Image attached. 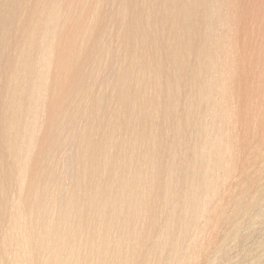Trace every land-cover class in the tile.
I'll use <instances>...</instances> for the list:
<instances>
[{
	"label": "bare ground",
	"instance_id": "1",
	"mask_svg": "<svg viewBox=\"0 0 264 264\" xmlns=\"http://www.w3.org/2000/svg\"><path fill=\"white\" fill-rule=\"evenodd\" d=\"M1 1H3V0H0V6L2 5ZM38 1L36 2L35 6L33 5L34 7L32 6V9L30 8L31 12L29 14H31V15H30V18L26 22L27 23L26 28L23 30L24 32L21 33V36L18 37V40L16 42V44H17L16 47L18 49V54H17V56L15 54V56H16L17 62L13 63L14 65L12 64V67L14 66V68L11 69V70H13V72L14 71L16 72L15 73L16 76H12L11 75L13 72L10 73V79H11V81L14 84H13V86L11 84H9L8 86L4 87V89L7 88V90H5V92H6L5 96L9 97V102L6 104L5 108H4V106L1 105L4 108V109L1 108V109L4 110L3 111L4 114L2 113L4 115L3 116L4 117V121H3L4 125H3V130L1 128V130L3 132H2V134L0 133L1 134L0 141L3 143V147L2 148H4V149H2V153L0 155V163H4L6 165V167H4L3 171H1L2 174L4 175L2 177L4 179L3 182H2V179L0 178V211H1V213L3 211L2 214L0 213V221L2 220L1 216L4 215L5 210H7V206H9L8 205V201L6 200V197H4V195L6 196V194H4V193L7 192V191L4 192V190L6 188H8V187H5V189L2 191V188H3L2 187L3 186L2 183H4V181H5V183H7L8 181H6V179L10 180V178L13 177L14 172H16V174H18L20 178L21 177L24 178V177H26V174H28V171H29L31 173L30 176L28 175L30 177V180H29V183H28L29 184V189H30L29 190L30 194H31V191L33 190L35 195L41 193L44 198L41 195L40 199H42V198L43 199L41 201H37L38 199H35L36 197H33L34 194L31 195L32 197H30V196L27 197L26 196L28 198L25 201L26 202L25 203L26 210H28V214H29L31 220H33L34 226H35V224H36V226L33 227V229H32V226H31V228L30 227L28 228L26 226L27 228H24V230H23V228H20L19 231L17 230V228H18L17 227L16 230L18 231V233H17L18 235H16L15 238L18 237V240H19L18 242L19 243L27 242V244L28 243L31 244V245L35 244V248L30 249V250L35 251V252L32 251L35 254L37 253L38 255H41V258L43 256L44 257L42 259L41 258L38 259V257L34 258L33 255L31 256V253H32L31 251L30 252H26V250H23V251H19L18 253L16 252V254L14 253V255H13L14 258L12 260V264L13 263L14 264H135V263L141 261L142 259H144L143 261H146V263L149 264L148 261L149 262H153L152 261L153 257H158L156 259L157 263L154 262V264H161V257H162V255H163V253L165 251V246L167 244H169V241H170L169 239H170L171 235L173 234L175 227L177 226V220H181V224L183 226L182 228L183 229H187L191 225L194 226L197 223V221L199 220V215H203L204 213H206L205 212V207H206L205 203L206 202L204 203L203 202L204 198H203V201H202V197H201L203 195L202 191H204L206 189L210 191V189H211V185L212 184H211V182H209L210 181L209 179L212 178V173L211 172H215L214 170H216V169L218 170V168H219V170L222 169V167H220L222 165L219 166V164L222 161V156H221L222 152L220 153V151H222L223 148L222 149L221 148L218 149L217 147H220L222 145V141H223L224 138H223V134H221V135L219 134L220 135L219 137H221V139H219L217 141L216 147H214V148H212V146H211V140L208 141L206 136L198 138L197 141L195 140L194 144L191 143L192 144L191 146H187L188 142L186 143V140L182 138L184 136H179L178 133H177L176 135L181 137L183 140L181 141V139H180V141L182 143H181V145H179V148H177L178 151L173 150V152L175 151L173 153L174 154V158H175V155L177 153L180 155L181 153H184V151L188 152L187 150L190 149L192 154H193V158H192L193 159L192 160L193 167L196 168L194 171H201V172H199L200 173L199 176H198V174H196L197 172H194V174H191V173H193V172H191L190 176H189V174H187L188 177H183L182 176V177H177L176 178L175 176H173V178L174 177L175 178L174 179H170L171 181L169 180L168 183L161 182V178H163V176H164V175L162 176V174H161L163 172V171H160L161 169L159 170V168H157V167L155 168V166L154 167L152 166V167H150V169L144 170V167H145L144 165H148V164H151V163L147 164V160L148 159L146 160V158L141 156L142 154H146V152L142 153L140 155H137L135 150H136V147L138 148V145L140 144L141 140L143 139V134L145 135V133H144L145 130H147L149 128V129L153 130L152 132H154L156 130V128H158L157 131H159V130L163 131V129H159L161 122L156 124L155 122H157L158 120L156 119L157 120L156 121V120L153 119L155 122H153V120H152V118L155 117L154 116L155 113H157L156 116L159 117L160 113L158 114L157 107L159 109L162 108L161 107L162 103L160 104L161 100L159 99V96L161 94L159 96H158V94L161 93V92L167 91V93H171V95H175V94H172L175 91L174 89H176V91H178L177 89L179 87L183 88V86H181V83H182L181 79L183 78L182 75H185L184 73H186V71L184 72V69L186 67V65H185L186 64V59H188V58L191 59V57L192 58H196L195 60H197V59H199V60H198V64H197L195 69H191L192 68V66H191V68H190L191 71H190V69H188L186 67L190 71V73H192V74L188 75V77L191 76V78L188 79L189 81H191V82H189L191 88H189L188 90L190 91V89H191V91L189 92V94H188V91H187L188 96H185L187 98L184 100V102H185V106L187 105L186 110L189 107L188 110H189V113L191 115V122L189 121V119H188V121H189L190 124L192 123V127L190 126L191 129L193 128V125L194 126L196 125V127H197V125L198 126L200 125V127H201L200 123L204 120L207 111H205L206 113H205V116H204L203 115L204 111H202L203 109L200 107L201 105L199 104V102H197V100L201 99V98H204V96H206L205 93L207 92V90H209V89L206 90V88H207L208 84H210L209 81H208V84L204 83L205 85L202 82L203 75L208 73V72H206V69H204L206 67L203 68V66L205 65V63L207 61V63H208L207 67L209 65L208 68L214 67L213 66V62L214 61H212L210 59V56H206L208 54L210 55V53H208V51L210 50L208 48V45H206L207 46L206 49H205V47H204V49H202V47L199 46L200 44H197L196 42L192 41L193 40V35H194V38H195V33L197 32V30L195 31V29L200 27L199 26L200 23H201L202 26H205L207 24L206 22H204L206 24H204V25L202 24L203 21H204L203 18H204L205 15L203 16V14H202L203 18L200 17V16H199V18L197 17V19L200 20V18H201L203 20L202 22L200 20L198 27H197L196 23L194 22V18H192L193 19L192 20L191 17L193 15H197L198 16L199 13H201V12L202 13L203 12L206 13L209 10H213V9H211L212 6H213L212 2L215 1V0H189V1L186 0L188 4L185 3V1H184L185 5L182 6V4H181V7H179L178 4L182 0L181 1L178 0L179 1L178 4L176 3V5H178V6L174 5V3H175V2H173L174 0H152L151 2L148 1L149 3L146 2L147 0H143L142 3H143L144 6H143L142 9H143L144 12H146L147 17L144 16L143 15L144 12H142L140 14V16H137V17L135 16L137 19H135V17L132 18L133 22H131V24L134 27H138L140 24H137V22L142 23V21H144L145 19L150 21V19L152 18L153 15H158L159 14L160 18L156 20L157 26L155 25V27L152 28V26H153V24H152V26H151L152 29L151 30H150V28L148 26V25H151V23H149L148 25L146 24L147 27H144L145 25H143V27L139 26L140 27L139 30L133 31L134 33H133L132 40L130 39L131 34H130V36L128 38V33H126V32H129L128 30H126L129 27V25L127 24L129 21L126 24L123 21V24H122L121 28H118V29H120L119 33H120V35L124 36L123 38L126 39V42L122 38L124 43L122 44V48L120 47V50L122 49L123 51L128 53L129 56H131L133 54L131 56L132 61H130L129 64L127 63L128 67L127 66L123 67L121 69V71H120V75L118 77L120 82H121L120 91L118 90L119 88L116 89V91L118 90L119 92H117V94H116V92L114 91V93H113L114 95H112L111 97L109 96V97L113 101L118 102L119 104H123L124 106L125 105L127 106L126 114H124V117L121 116V114L123 112L121 114L117 112V111H121V110H118L119 108L118 109L116 108L117 110H112L111 109V108H115V107H113V105L111 107H109L107 110L103 109V105L106 104V103H104L105 99L102 96L101 97L97 96L96 94L95 95L97 96V98H95L96 96L93 95V91H94L95 85L97 84L96 83L97 80H95L94 69L97 66L101 65V62H99L100 58H99V60L97 58L99 56L98 53H99V51L101 52L102 45H103V44L101 45L100 41H98L99 39H101V42H102V38L99 37V33L97 34L98 37L96 39L94 38L96 40L95 41L96 43H94L95 45H94V47H92L93 49H92V51H90L91 53H84V52L83 53L81 52V54L78 53L76 59H75V56L74 57H70V55H69V57H67L68 56L67 54H66L67 56H64L63 53H61V55L59 54V56H60L59 59L60 60L58 59L61 63L58 62V60L55 58L57 60L55 62L58 63V65H59L58 67H56L55 71L51 72L50 70H53V69H50L49 66H48L50 63L52 64V60L48 59L49 50H50L51 36L52 35H54L56 37L58 36L59 37V41H62V39L64 41L68 40V44L70 45V43H72L73 46H76L75 44H77V43L79 44V41H84L85 39H87L90 36V34H92L91 33L92 31H94V32L96 31L95 30L96 26L99 25V24H96V22L99 21L98 19H101V17L99 18V17L96 16V12L98 11L97 7H96V3L98 4V2H101V1L103 3V0H92V1H90V0H66L64 6H63L62 0H47L48 2L46 4H44V5H42L41 1L40 2H38ZM16 2H17V0H16ZM106 2H107V0H106ZM117 2H119V1H117ZM181 3H183V2H181ZM116 4H118V3H116ZM213 4H214V2H213ZM216 4H218V3H216ZM24 5H25V3H24ZM109 5H110V3H109ZM112 5L113 4H111V6ZM120 5H121V2H120ZM145 5H146V7H145ZM61 6H63V8H65V12H64V13H66L65 17H63L64 13H63V15H61L60 12H59V11H61L60 10ZM79 6L82 7V9L85 8V10H84L85 11V14H84L85 16L82 15L83 17H81V18H80V16L78 18L75 14H73L74 10L76 9V7H79ZM130 6H132V5H130L128 3L124 7L120 6L118 8L119 11L123 12L124 17L126 15L129 16L128 12H129ZM174 6H175V8H174ZM217 7L218 6L215 7V10H216ZM144 8H145V10H144ZM172 8H173V10H172ZM40 9H47V10L50 11V13L54 14L53 18H52V21H44V22L42 21V22H40L39 16H38V13H39ZM114 9H115V7H114ZM165 10L169 14V15L167 14L166 18H165ZM219 11H220V9H219ZM13 12H15V10ZM75 13H76V11H75ZM115 13H116V11L114 12V15H115ZM117 15H119V14H117ZM181 15H184V17H186V15H187L192 21L187 17V19H189L190 21L188 20L189 22H187V19L185 18L187 23H185L183 25L182 24L183 22L181 21V17H180ZM72 16H73V18H74V16L77 17V19L76 18L72 19ZM207 16H209V14ZM207 16H205V18ZM8 17H9V15H8ZM114 17L116 18V16H114ZM193 17H195V16H193ZM216 17H217V15H216ZM126 18H128V17H126ZM170 18L174 21L173 22L172 20H170V21H172L175 24V27L176 26L178 27V28L177 27L175 28L177 30H174L173 32L168 33L169 35L166 34V39H164L165 37L162 38V39H159V34L165 32L164 28L166 27L167 19H170ZM207 18L209 19V17H207ZM222 18L223 17H221V19ZM6 19H4V20L6 21ZM215 19H217V18H215ZM224 19H223V21H224ZM68 20L70 22L75 23V25L77 26V30L76 31H71L70 30L71 28H69V26H68L70 22ZM112 20H114V19H111V21H110L111 23H112ZM210 20L208 22H210ZM61 22L65 23V24L68 23V22L69 23H68L67 26H65V25L63 26V24L62 25L59 24ZM120 23H121V21H120ZM145 23H147V22L145 21ZM24 24H25V22H24ZM176 24H178V25H176ZM10 25H12V24H10ZM71 26H74V24L71 25ZM100 27L101 26H99V29H100ZM238 27H242V26H238ZM38 28L39 29L41 28L40 29L41 31L37 30ZM233 28H235V27H233ZM112 29H114V28H112ZM198 29H200V28H198ZM202 29H203V27H202ZM205 29H206V27L204 28V30ZM206 30H208V29H206ZM38 31H40V32H38ZM160 31H161V33H160ZM209 31L208 32L207 31L206 32L203 31V32H205V34L207 35V33L208 34L212 33V32H209ZM94 34H96V33H94ZM163 35L161 34V36H163ZM209 35H211V34H209ZM209 35H207L204 40L210 39L211 37L208 38ZM35 36L37 38L34 39ZM100 36H102V34ZM122 36H120V37H122ZM93 37H95V36H93ZM10 40L11 39H9V42H10ZM160 40L161 41L165 40V42L163 41L162 43H160ZM190 41H192L193 43L190 42ZM210 41L211 42H210L209 46H211V44H214L212 42V40H210ZM104 42H105V40L103 41V43ZM203 42H205V41H203ZM207 42H208V40H207ZM243 43H242V45H243ZM68 44L66 42V45H68ZM205 44L203 43L202 46L205 45ZM225 44L226 43H224V45ZM139 45L141 47L140 48L141 52H140L139 49H137V48H139ZM90 46L91 45H89V47ZM60 47L58 46V48H60ZM148 47L152 48L153 52L148 54V52H147V51H149ZM69 48H71V47H69ZM80 48H82V47H80ZM105 48H106V46H105ZM207 48H208V51H207ZM5 49H7V48H5ZM108 49H109V47H108ZM222 49L224 50V48H222ZM162 50L166 51L165 53L171 54L169 59H166L167 62L165 61V59L161 60L158 57V56H160V54H162ZM123 51H122V53H124ZM214 52H216V51H214ZM214 52L212 51L213 54H214ZM221 52H218V53H221ZM223 52H225V51H223ZM216 53H215L214 56H216ZM260 53H262V52H260ZM101 54H102V52H101ZM0 55H1V53H0ZM15 56H14V58H15ZM92 56H95L94 59H91ZM123 56L127 57L126 54L125 55L123 54ZM211 56H213V55H211ZM161 57H162V55H161ZM205 57L206 58L208 57L209 59L207 58V60H206ZM216 57H218V56H216ZM219 57H220V55H219ZM155 58H157V59H155ZM84 59H85V61H84ZM190 59H188V61ZM200 59H201V61L205 60L204 61L205 63L202 62V63H204V65H202V63L200 65V63H199ZM105 60H107V59H105ZM210 60L212 62H210ZM217 62H218V60L216 62H214V63L217 64ZM104 63H106V62H104ZM104 63L102 62V65ZM165 63H169L168 65H170V67H172V72L170 73V75L173 76V79H171V81L172 80L175 81V85L172 86L173 89H172V87L170 85L167 86V89L166 88H164V89L162 88V85H164V83L162 82V77H161L162 74L161 73H160L161 75L159 74L158 69H161L160 67L163 66ZM241 63H243V62H241ZM75 64L77 66V70H76L77 72H76L75 80L72 81L73 83L70 82L71 80L69 81L72 84L71 88H69V90H67L66 93L63 92V91L59 92V89H60L59 87H61V86L64 87V84L66 83L65 82L66 80L64 81L63 79H61L62 78L61 75L64 73L65 69L66 70L67 69H74ZM123 64H125V63H123ZM192 64H195V63L193 62V63H191V65ZM10 65H11V63H10ZM110 65H111V62H110ZM187 65H189V64H187ZM235 65H236V63H235ZM1 66H2V64H1ZM3 66H4V64H3ZM8 66H9V64H8ZM113 66H114V64H113ZM217 66L220 67V65H217ZM221 66H223L222 62H221ZM88 67L90 68V70L88 71L89 73L86 71V69ZM215 67H216V65H215ZM218 67H216V70H214V69L211 70V72H213V71L217 72L218 71ZM138 68H139L140 71H138V72L135 71ZM208 68H207V70H209ZM221 68L223 70L225 69L224 67H220L219 69L221 70ZM82 69H84L85 72L87 73V77L85 79H83L82 75H81V70ZM187 69H185V70H187ZM203 70H204L205 74L203 73ZM223 70H221V71H223ZM1 71H2V69H1ZM72 71L74 72V70H72ZM95 71H96V69H95ZM169 71H170V69H169ZM189 71H187V73H189ZM221 71H220V74H221ZM59 72H61L60 75H58ZM181 72H184V73H181ZM109 73H110V70H109ZM114 73H115V71H114ZM213 73L215 74V72H213ZM15 74L13 73V75H15ZM44 74L47 75V78H45V79H44ZM207 75H209V73ZM256 75H258V73ZM8 76H9V74H8ZM8 76H6V77H8ZM164 76H166V75H164ZM172 76H170V78ZM261 76L262 75H260V77ZM4 77H5V75H4ZM204 77H206V79H208L209 76L205 75ZM5 78H3V79H5ZM69 78H71V77H69ZM96 78H97V76H96ZM213 78H214V76H213ZM223 79H224V76H223ZM44 80L50 86H53L55 89H57V91L54 92V94L45 91V87L43 85V81ZM59 80L61 81V83L59 82ZM105 80H107V79L105 78ZM108 80H109V78H108ZM111 80H109V81H111ZM208 80H210V78ZM218 80H220V79H218ZM204 81H205V78H204ZM220 81H218V83ZM257 81H256V83H257ZM56 82H57V84H56ZM103 82H104V80H103ZM168 82H170V80ZM186 82L187 81H185V82L183 81L184 84H187V85H184V87L187 86V88H188V83H186ZM253 82H254V80H253ZM3 83H5V82H3ZM70 83L67 82L66 85L67 84L69 85ZM213 83L214 82L212 81L211 84H213ZM218 83H214V84L218 85ZM249 83H247L248 86H249ZM256 83H254V84L256 85ZM108 84L109 83H107V85ZM242 84H240V85H242ZM221 85H222V83H221ZM221 85L219 83V86H221ZM235 85H236V83H235ZM245 85H246V83H245ZM245 85H244V87H245ZM248 86H246V87H248ZM262 86H263V84H262ZM224 87H225V85H224ZM208 88H210V86H208ZM179 89L183 90L181 88H179ZM238 89H239V87H238ZM242 89H244V88H242ZM251 89L253 90L254 88L252 87ZM261 89H260V91H261ZM1 90H3V86H2V89H0V91ZM176 91H175V93H176ZM209 91H211V90H209ZM234 91H235V89H234ZM57 92H59V93H57ZM184 92H186V91H184ZM55 93H56V95H55ZM84 93H85V95H84ZM242 93H243V91H242ZM1 94H2V92H1ZM176 94H179V92L176 93ZM235 94H236V92H235ZM253 94H254V90H253ZM260 94H261V92L259 93V95ZM3 95H4V93H3ZM104 95H105V93H104ZM184 95H186V94L184 93ZM242 95L243 94H241V96ZM207 96H209V94H207ZM244 96H246V95H244ZM250 96H252V94ZM262 96H263V94H262ZM85 97L87 98V100L85 101L86 103L84 102ZM109 97H107V98H109ZM177 97H178V95H176V98ZM49 98H50V101L48 102ZM170 98H172V97H170ZM239 98H238V100H239ZM247 98H248V96H247ZM111 99H110V101H111ZM180 99H182V98H180ZM243 99H244V97L242 98V100ZM262 99H264V97H262ZM144 100L153 101L154 104H155L156 110L153 111L154 113L150 112L151 111L150 110L149 111L150 113L147 114V115H144V117L140 116V117H142L141 119L143 120L142 121L140 119L141 122H142V125H141L142 128H139L140 126H138V124H137V126H138V128H137L136 125H135L136 118H135V115H134V112H133L134 108L132 109L131 107H133V106H131V105L136 103L137 101H138V103H140V102H142ZM242 100H240V101H242ZM255 100H257V99H255ZM151 101H150V103H151ZM177 101H179V100H177ZM261 101H259V102H261ZM214 102L216 104V101H214ZM263 102H264V100H263ZM45 103L48 104V105L46 106ZM107 103H108V101H107ZM44 104H45V106L47 108L50 107V109H48V113L46 114L48 116L47 120H45V121H49L48 118H50V124H48L49 122L48 123L45 122L47 125L43 124L44 125L43 128L46 126L43 130H45V129L46 130L44 131V134H42L41 133L42 125L40 124V111L39 110H41V107ZM169 104H171V103H169ZM201 104H202V102H201ZM215 104H213V105L216 107L217 104L216 105ZM54 105H59V107L55 108ZM115 105H116V103H115ZM146 105H147V103H146ZM247 105H249V104H247ZM52 106L54 107L55 110L54 109L51 110ZM203 106L204 105H202V107ZM251 106H253V105H251ZM155 107H154V109H155ZM47 108H45V109H47ZM164 108L166 109V112L162 113V111L160 110V112L162 113L161 115H163V118L166 117L167 120L169 119V121H173V120H170V117L172 116V112H173V109L175 107L173 105H171V106H167V107H164ZM212 108L213 107H211V110H213ZM249 108H250V106H249ZM148 109H150V108H148ZM151 109H153V108H151ZM174 110H176V109H174ZM240 111H241V109H240ZM0 112H2V111H0ZM141 112H138V114L141 113ZM175 112L177 113L178 111H175ZM41 114L43 115V113H41ZM174 114H173V116H177V115H174ZM207 116H209L208 113H207ZM202 117H203V120H202ZM211 117L213 118L214 116H211ZM78 118L81 119L82 121H85V123L88 122L89 125L91 123L93 124L92 125L93 127L90 130V132L89 131H83L82 129L76 131V127H77L76 126V122H77L76 119L79 120ZM260 118H261V116H260ZM1 119H2V117H1ZM150 120H152L151 123H149ZM167 120H164V121L166 122ZM239 120H240V118H239ZM42 121H44V120H42ZM120 121H127V123L125 122L126 125H124ZM208 121L210 122L209 118H208ZM137 122H139V121H137ZM141 122H140V124H141ZM178 122H179V120H178ZM178 122L176 124H178ZM204 122H206V120ZM204 122H202V123H204ZM217 122H219V120ZM59 123H60L59 126H62L61 132L59 131L60 133H58L57 135L55 134L59 130V128H58V130L56 129V132L53 134L52 133L53 131H51L53 126L54 125L56 126ZM221 123H223V121ZM204 124H206V123H204ZM204 124H202V125H204ZM162 126H163V124H162ZM166 127H167V125L165 124L164 128H166ZM213 127L215 128V126H213ZM216 127H218V126H216ZM87 128H89V126ZM70 129L73 130V132L75 133L76 136L78 135V138L81 141L79 143L80 146H78L77 149H75V151H74L75 154L73 153L74 161L73 162L70 161L71 163H74V164L72 166V164L69 163V164H71L69 166H71L72 168L68 167L69 168L68 170L69 171L71 170L70 174H72V176H73V181H75L74 185L72 184L73 186H75L73 188V189H75V190H73V192H75V193H73V192L72 193L73 194H77L76 192H78L80 195L82 194L81 195L82 197H77V195H76L72 200H69L68 202H66L67 204L63 205V206H65L63 208L60 206V204H61L60 202H62L61 201L62 198H59V200L60 199L61 200L58 202V203H60L58 208H60V207L62 208V209L58 210V212H60L59 213L60 217L58 216L59 219H57V218L55 219L54 218V220H53L49 215H50V213H52L53 210L54 211L57 210L56 209V207H57L56 205H57V201H58V196L60 195L59 193L61 192V191L59 192L58 189L60 188V190H61V187L63 186L62 178H64L62 175L60 177V175H59L60 172L58 173V171H60V170L57 171V169L59 168V166H58L59 165L58 161H60L59 157H61V156H59V153H60L59 149L60 150L61 149L64 150V147L62 146L64 141H62L63 139H61V137L63 138V134L65 132L63 133L62 131H67L68 130V132H69ZM205 129H207V128L205 127ZM70 132H71V130H70ZM99 132L102 133L101 137L98 136ZM121 133H123V134H121ZM202 133H204V132H200L201 136L204 135ZM205 133H206V131H205ZM213 133H215V132H213ZM158 135H159V133H158ZM76 136H73V137H76ZM152 136H153V134H152ZM155 136L157 137V135H155ZM159 137L156 140L160 139ZM39 138H40V140L42 139V141L38 142L39 140L37 141V139H39ZM150 138L151 137H149V139ZM153 138H154V136H153ZM65 140H66V138H65ZM67 140H69V138ZM161 140H162V137H161ZM76 141H77V139H76ZM127 141H128V145H125L124 143H126ZM158 141H160V140H158ZM158 141H157V143H158ZM177 141L180 142L179 138H178V140H176V142ZM74 142H75V140H74ZM143 142H145V141L143 140ZM155 143H156V141H155ZM218 144H220V146ZM142 145H143V143H142ZM248 147H250V146H248ZM139 148H140V146H139ZM163 148L159 145V150H161ZM225 149L226 148H224V150ZM117 150H119V152H121L120 150H122L123 155L120 154ZM155 150H154V152H155ZM64 151H66V150H64ZM116 151L118 153L117 155H115ZM249 151H250V149H249ZM164 152H166V151H164ZM140 153H141V151H140ZM188 153H190V152H188ZM6 154H7V158L9 159V157H10V159L12 161L11 163H9L11 165H9V164L7 165V162L4 161V157H6L5 156ZM167 154L169 155V152ZM167 154H166V156H167ZM215 154L218 155V157L217 158H212V155H215ZM163 155H165V154H163ZM163 155L159 157L158 154H157L159 159L156 158L157 160H155V164L156 163L158 164L159 161L161 162L163 160V158L165 159V157H163ZM223 155L225 156L224 152H223ZM147 156H145V157H147ZM171 156H173L172 152L169 155V157H171ZM68 157H70V156H68ZM154 157H156V155L155 156L152 155V158H154ZM171 158H173V157H171ZM66 160H67V162H66ZM66 160L64 162L68 163V161L70 159L68 160V158H67ZM150 161H151V159H150ZM176 162L177 161H175V163L168 164V166L166 165L165 170H164L166 174H171L173 171H175L177 169L179 170V164L178 163L176 164ZM4 164H2V165L4 166ZM216 164L219 167L216 166ZM66 165L68 166V164H66ZM111 166L115 169V171H113L114 169L112 171L115 172L118 177H116L115 179H111L110 178L109 180L108 179L107 180L101 179L102 177H100L98 175L99 171H101V170L105 171L104 169L105 168L107 169V167H110V169H111ZM215 166L218 167V168H216ZM11 167H12V169H11ZM62 169H61V171H62ZM108 170H109V168H108ZM144 171H146V172L149 171V174L151 176L149 178V180L151 179V183L152 184H155V183H157L160 180L161 184H160L159 187L161 189L160 193H161V196H162L163 199L162 198H161L162 200L160 199V197H161L160 195H159L158 199L163 201L162 203L164 205L163 204L162 205L164 206V210L166 211V209H170L171 213L167 214V215H169L168 217L166 216L167 218H166V221H165V224H164V229H162V231L160 230L161 231L160 232V240L154 246L152 253H150V254L146 253L140 259L139 255H136L137 251H134L136 245L132 244L131 241H129V240L132 239L131 237H132L133 234L136 233V231H135V233L131 234L130 229L132 227H133V229H135L136 226L138 225L137 226V228H138L137 231H139L140 234L142 233L145 237H147L146 239H144L146 241H144V242L142 241L143 244L144 243L146 244V242L148 243V240H149V238L151 236V233L154 230H156V228L154 227L153 224H152L153 227H151V225H150V227L149 226H145V225L142 227L143 223H141V227H139L140 226L139 225L140 221H138L139 219H142L141 217H143L144 215H146V216L150 215L151 216V215L155 214L153 212L152 207L150 206L153 202L151 201L152 203L150 202V204H149V201H145L146 203L143 201L144 202L143 205H141L142 203H140V205L142 207H140V205L137 202L136 204H138L139 209H136V210L137 211L139 210L138 213H137V211H135L136 207L134 208V206H137L136 204L134 205V203L137 200V198H139V197L136 198V195H139L140 194L139 192H141L142 195L145 196V191H146L145 189L147 188V185L150 183V181H148L149 182L148 184L147 183L146 184H144V183L141 184V182H139L138 186H136L137 184H135V187L137 189L136 192L138 193V194H136V192L133 189L135 187H132V185L129 186L130 184L125 185L122 182V180L124 181V179H122V178L125 177V179H127L128 177H131V175H133L134 173H135V175H138V176H139V174L140 175H142V174L144 175V173H145ZM66 172H68V171H66ZM66 172H65V175H64V172L62 173L65 176V178H66V175H67ZM257 174H258V172H257ZM108 175H109V173L107 174V176ZM0 176H2V175H0ZM68 177L70 178V176H68ZM103 177H104V174H103ZM119 178L122 179V180L120 181ZM135 178H138V177H135ZM256 178H255V181H256ZM105 179H106V177H105ZM129 179H127L126 181H128ZM133 180H135V179H132V181ZM139 180L142 181V178L139 179ZM145 180H146V178H145ZM11 181H12V179H11ZM15 181L17 182V180H15ZM136 181H137V179H136ZM26 182H28V180ZM128 182H126V183H128ZM68 183H69V181H68ZM130 183H132V182H130ZM134 183H138V182H134ZM134 183H133V186H134ZM163 183H164V185L161 186ZM252 183L254 184V182H252ZM11 185L13 187V184H11ZM11 185L9 184V189H10ZM157 185H159V183ZM6 186H7V184H6ZM64 186H65V184H64ZM184 186H185V188H184ZM260 186H261V184H260ZM66 187H68V186H66ZM159 187L156 188V185H155V188L157 189V191H159V189H158ZM118 188H120V189H118ZM128 188H132L135 193H133L132 190H131L132 192L130 191L131 194L130 193L125 194V192H122V190H124V189L127 190ZM151 188L149 187L150 190H151ZM180 188L185 189V192H184V195H183V197L181 199V202L183 203V206L179 208V206H172L171 205V201L175 198V195H176L177 191ZM254 188H255V186H254ZM116 189H118V190H116ZM149 189H147V191ZM202 189H204V190H202ZM10 190H12V189H10ZM119 190H121V193L118 194V197H117V193H118ZM252 190H253V188H252ZM33 191H32V193H33ZM80 191H83V193L82 192L80 193ZM253 191L255 192V190H253ZM132 193L135 194V196L132 195ZM152 193L154 194L153 191H152ZM142 195L140 196V198L142 197ZM146 195H147V193H146ZM157 195H158V193H157ZM153 196H155V195H153ZM114 197H116V200H117V204L115 202L116 205H113L114 204V202H113V198ZM149 197H151V195ZM142 198H145V197H142ZM154 198L155 197H153L152 199L155 200ZM239 198L240 197H238L236 199L235 205L237 204L238 206H241L240 209L243 210L242 212H248V211L250 212L251 210L254 211L255 209L259 210V208H262L261 206L264 203V185L261 188H259L257 192H255L253 194V197L251 198L250 201H248L246 203L245 202L242 203L241 202L242 199L240 201ZM241 198H242V196H241ZM158 199H156L155 201H157ZM80 200H82L84 202V204L88 203L89 207H91V208L93 207L94 211L97 210L98 214L100 215V216L98 215V217H100V218L102 217V218L100 220H99V218H98V220H96L97 219V218H95V217H97L96 213L93 211L96 216H94L93 213H92L93 216H91V213H89V212H91L90 210H89V212H87L88 215H87V213H86V215L85 214H81L80 215V212L77 213V210H75V209H80V208H77L79 206V201ZM116 200H114V201H116ZM140 200H143V199H140ZM148 200H150V198H148ZM82 201H80V202H82ZM157 203L159 204L160 201L156 202L153 205L155 206ZM158 204H157V208H158ZM4 207H5V210L3 209ZM95 208H96V210H95ZM124 209H127V211H126L127 215L125 216V218L123 217L124 221L121 219L122 220L121 222L123 224L117 227V225H119L121 223H120V221L116 222V220H119L120 218L116 217V218H118V219H116L114 214L116 213L117 215H120V214L125 215L124 214V212H125ZM159 209L161 210V208H159ZM162 209H163V207H162ZM262 209H264V207ZM83 210H84V208H83ZM156 211H157V209H156ZM238 211L241 212L240 210H238ZM239 212H238V214H239ZM262 212H263V210H262ZM83 213H85V212H83ZM250 213H248V214L250 215ZM15 214L13 216H16L17 219L20 217V219H18L20 221L21 220V216H20L21 213H18V215H15ZM89 214H90L91 217H89ZM156 214L158 215L157 212H156ZM254 215L255 214H252V216H254ZM246 216H247V213H246L245 217ZM257 216L262 218V214H260V216L259 215H257ZM153 217L154 218H151V219H155V218L157 219V216L155 217V215H154ZM237 217H239V216H237ZM10 218H11V216H10ZM160 218H162V217H160ZM143 219H144V217H143ZM147 219H148V217H147ZM147 219L145 221H147ZM246 219H247V217H246ZM251 219H254V218H251ZM5 220H6V218H5ZM15 220H14V223H15ZM240 220H245V219L243 218V219H240ZM155 221L157 222V220H155ZM155 221H153V222L155 223ZM118 222H119V224H118ZM237 222H238V220H237ZM258 222H260V220ZM9 223H10V221H9ZM72 223H74L73 224L74 228H73V225H71ZM0 225H2V224H0ZM10 225L12 226V224H10ZM15 225H17V224H15ZM114 226L117 227L114 230L115 235H113L114 233L111 234L112 233L111 231L114 229L113 228ZM239 226L240 225H238V227ZM234 228L236 229V227H234ZM110 229H112V230L110 231ZM235 229H234V231H235ZM239 229L240 228H238V230ZM10 230H9V232H10ZM77 232H79L81 234L79 240L84 244V249H83L84 252L83 253L85 255L83 254L84 256H81L82 255L81 254L80 257L77 255L79 253V252L77 253V251H81L82 248H83V245L81 244L82 246L81 247L79 246L80 248L78 247V244H80V243L78 241V244H77V238H76L78 236V235H76ZM109 232H110V234H109ZM116 233H118V236L116 235ZM12 235H13V233H12ZM112 235L114 236V238H112V239L110 238L111 239L110 240L109 237H111ZM81 237H83L84 240H82ZM134 237H136V236H134ZM243 237L246 238L247 236L246 237L243 236ZM243 237H240V238L243 239ZM9 238L5 241V243H4V241H2L4 243L2 245L6 246L7 241L9 240ZM106 238H108V239L105 240ZM240 238H238V239H240ZM120 239H122V240H120ZM10 240H13V241L15 240L16 241V239H14V237H12V236H11ZM10 240H9V242L11 243ZM43 240H47L48 242L45 244L43 242ZM108 240H110V241H108ZM139 240H141V239H139ZM107 241H108V243L106 244L105 242H107ZM10 243H9V245L12 246V243L11 244ZM172 244L176 248L177 246H179L181 244V239L180 238H176L173 241ZM9 245H7V247ZM139 246H140V242H139ZM220 246H221V244H220ZM9 247L8 248L5 247L6 248V252L9 251V250H7V249H10ZM141 247H143V246H141ZM5 248L3 250H5ZM221 248H222V246H221ZM225 248H227V247H225ZM263 249H264V247H263ZM12 250H16V249H12ZM109 250H111V251H109ZM218 250H220V248ZM108 252H109V254H108ZM110 252H111V255L114 254V257L109 256ZM220 252H219L218 255H221V257H222L221 261H223V258L225 259L226 255L228 253L225 251L226 255H224V257H223L222 254H220ZM260 253H261V256H262L263 251L260 252ZM8 254H6V255H8ZM123 254H124V256H127V257L122 256L124 258L120 259L121 255H123ZM223 254H224V252H223ZM229 255H230V253L228 254V256ZM140 257H141V255H140ZM262 257H263V261H260L261 258L260 259L258 258L259 260L257 259L258 261H260V264H264V256H262ZM5 258H7V257H5ZM227 258L228 257H226V259ZM137 259H139V261ZM1 260H0V262H1ZM218 260L219 259H217V261ZM229 260H230V256H229ZM233 261L231 263H233ZM215 262H216V260H215ZM218 262H220V260ZM224 262H225V260H224ZM261 262H263V263H261ZM234 263H235V261H234ZM256 263L258 264V262H256ZM138 264H140V263H138ZM168 264H173V263L169 262Z\"/></svg>",
	"mask_w": 264,
	"mask_h": 264
},
{
	"label": "rangeland",
	"instance_id": "2",
	"mask_svg": "<svg viewBox=\"0 0 264 264\" xmlns=\"http://www.w3.org/2000/svg\"><path fill=\"white\" fill-rule=\"evenodd\" d=\"M21 1V2H20ZM28 1V2H27ZM38 0H17V2H16V0H3V1H1L2 2V5L0 6V50L2 51H0V53H1V55H0V66H1V64H2V66L0 67V89H2V86H3V90H1L0 91V111H2V112H0V133L2 134V130H3V125H4V113H3V109L5 108V106H6V104L9 102V97L8 96H5V90H7V88H5L4 89V87L5 86H8L9 84H11L12 86H13V82L11 81V79H10V73H12L13 72V70H11L12 68H14V66L12 67V64L13 63H15V62H17V60H16V56H17V54H18V49H17V44H16V42H17V40H18V37H20L21 36V33H23L24 31V29L26 28V25H27V20L30 18V15L31 14H29L30 12H31V9H32V6L34 5L35 6V4H36V2H37ZM42 2V5H44V4H46L48 1L47 0H39L38 2ZM90 1H92V0H90ZM89 1V2H90ZM117 1H119V2H117ZM148 1H152V0H147L146 2H148ZM179 1H181V0H179ZM178 0H174L173 2H175L174 3V5H176V3L178 4V2H179ZM184 1H185V3H187V1L186 0H182L181 2H183V3H179L178 5H179V7H181V4H182V6L183 5H185L184 4ZM189 1V0H188ZM216 1V2H215ZM215 1H213L214 2V4H213V2H212V8L211 9H213V10H209L208 12H206V13H199V15L197 16V15H193V16H195V17H191V19L192 18H194V22L196 23V25H197V27H198V25H199V22H200V20H201V22L203 21V25L204 24H206L205 26H202L201 25V23H200V27H198V28H200V29H198V28H196L195 29V31L197 30V32L195 33V38H194V35H193V42H196L197 44H200L199 46H201L202 47V49H204V47H205V49H206V45H208V48L211 50H209L208 51V48H207V51H208V53H210V55L208 54V55H206V56H210V59L212 60V61H214V62H216L217 60H218V62H217V64H215L214 62H213V66L215 67V65H216V67H218L217 65H220V67H224L225 69L223 70L222 68H221V70H223V71H221L219 68L220 67H218V71L216 72V71H213V72H215V74L213 73V72H211V70H216V67L214 68V67H210V68H208L209 67V65H208V67H207V61H206V63L204 62L205 60H203V61H201V59H200V65H201V63L202 62H204L205 63V65H204V63H202V65H204L203 66V68L204 67H206V68H204V69H206V72H208L209 73V75H207L208 73H206L205 74V72H204V70H203V73L206 75V76H209L208 77V79L210 78V80H208V79H206V77H204L205 75H203V79H202V82H203V84L205 83V84H208V81H209V83L211 84L212 83V81L214 82V83H218V81H220L219 83H220V85H221V83H222V87L221 86H219V83H218V85L217 84H208V86H210V88H208V86H207V88H206V90L207 89H209V90H211V91H209V90H207V92L205 93L206 94V96H204V98H201V99H198L197 100V102H199V104L201 105L200 107L203 109L202 111H204V116H205V111H207V113H208V115L210 116H207V113H206V116L209 118V120H210V122L208 121V118L205 116V118H204V120H203V117H202V122H204L205 120H206V122H204V123H206V124H204V123H200L201 124V127H200V125L198 126L197 125V127H196V125L194 126L193 125V128L191 129V127H192V123L190 124L189 123V121L191 122V115H190V113H189V107H188V109L186 110V108H187V105L185 106V102H184V100L187 98V97H185V96H188V94H189V92L191 91V89H190V91L188 90L189 88H191V86H190V84H189V82H191V81H189L188 79L189 78H191V76H189L188 77V75H191L192 73H190V71H191V69H195L196 68V66H197V64H198V60L199 59H197V60H195L196 58H192L191 57V59L190 58H188V59H190L189 61H188V59H186V67L188 68V69H190L191 68V66H192V68L190 69V71L185 67V69H187V70H185L184 69V72L186 71V73H184V72H181V73H184L185 75H182V79H181V86H183V88L182 87H179V88H181V89H183V90H180L179 88L177 89L178 91H176V89H174L175 91H176V93H178L179 92V94H176L175 93V91L172 93V94H175V95H171V93H167V91H164V92H161V93H159L158 94V96H159V99L161 100L160 101V104H161V109H159L158 107H157V110H158V114H159V117L158 116H156L157 115V113H155L154 114V116L155 117H153L152 118V120L154 119V120H156L157 122H155L154 120H153V122H155L156 124H158V123H160V128L159 129H163V131H157L158 130V128H156V130L154 131V132H152L153 130H151V129H149L148 127V129L147 130H145V135L143 134V139L141 140V142H140V144L138 145V148L136 147V150H135V152H136V154L137 155H140V154H142V153H145L146 152V154L148 155H146V154H142L141 156L142 157H144V158H146V160H147V164L148 163H151V164H148V165H144L145 167H144V170H147V169H150V167H154L155 166V168L157 167V168H159V170L160 171H163L164 173H165V167H166V165L168 166V164H171V163H175V161H177L176 162V164L178 163L179 164V170L177 169V170H175V171H173L171 174H164L163 172L161 173L162 174V176H163V178H161V182H165V183H168V181L170 180V179H174L175 177L177 178V177H188V175L187 174H189V176L191 175V174H194V172H197L196 174H198V176H199V172H201V171H194L196 168L195 167H193V163H192V158H193V154H192V152H191V150L189 149V150H187L188 152H190V153H188V152H186V151H184V153H181L180 155L177 153L176 155H175V158H174V152L175 151H178V149L177 148H179V145H181V141L183 140V139H185L186 140V143L188 142V145L187 146H191L192 144L191 143H193L194 144V142H195V140L197 141L198 140V138H201V137H204V136H206V138H207V140L208 141H210L211 140V146H212V148H214V147H216V143H217V141L219 140V139H221V137H219L221 134H223V141H222V145L220 146V144H218L220 147H217L218 149L219 148H223L222 149V151H220V153H221V156H222V161H221V163L219 164V166L220 165H222V166H220V167H222V169H220L219 170V166L216 164V166H218V167H216V168H218V170L216 169V170H214L215 172H211L212 173V178H210L209 180V182H211V189H210V191L209 190H204V189H202V190H204V191H202V201H203V198H204V203H205V205H206V207H205V212L206 213H204L203 215H199V220L197 221V223L194 225V226H190V227H188L187 229H183L182 227V224H181V220H177V226L175 227V229H174V232H173V234L171 235V237H170V241H169V244H167L166 246H165V251H164V253H163V255H162V257H161V264H168L169 262H171V263H173V264H219L220 262V264H230L233 260L235 261V263H234V261H233V263L234 264H257L256 262H258V264H260V261H263V257L262 256H264V249H263V247H264V209H262L264 206V203L262 204V208H259V210L258 209H255L254 211L253 210H251L250 212L252 213V214H255L254 216H252V214L248 211V212H242L243 210H241L240 209V207L241 206H238L237 204L235 205V203H236V199L238 198V197H240L239 198V200L241 201V199H242V203H246V202H248V201H250L251 200V198L253 197V194L255 193V192H257L258 191V189L259 188H261L263 185H264V102H263V100L264 99H262V97H264V0H215ZM247 1V2H246ZM16 2V3H15ZM62 2H63V6L65 5V2H66V0H62ZM110 3V5H109V3ZM115 2V3H114ZM120 2H121V5H120ZM124 2V3H123ZM127 2V3H126ZM138 2V3H137ZM143 0H107V2H106V0H103V3H102V1L101 2H98V4L96 3V7H97V12H96V16L97 17H101V19H98L99 21H97L96 22V24H99V25H97L96 26V31L94 32V31H92L91 33L92 34H90V36L87 38V39H85L84 41H79V44L77 45V44H75L76 46H73L72 45V43H70V45L68 44V40H66V41H64L63 39H62V41H59V37L57 38L56 36H54V35H52L51 36V40H50V50H49V56H48V59H51L52 60V64L50 63L48 66H49V68L50 69H53V70H50L51 72H53V71H55V69H56V67H58L59 65H58V63H56L55 61H57L58 59H59V54L61 55V53H63V55L64 56H67V57H69V55H70V57H74L75 56V59H76V57H77V55H78V53H80L81 54V52L83 53H91L90 51H92V47H94V43H96L95 41V39L98 37V33H99V37L100 38H102V42H101V39H99L98 41H100V43H101V45H102V50H101V52H102V54H101V52L99 51V56H98V60H99V58H100V61L99 62H101V67L100 66H97L95 69H96V71H95V69H94V73H95V80H97L96 81V85H95V88H94V91H93V95L94 96H102L104 99H105V101H104V103H106V104H104L103 105V109H105V110H107L109 107H111L112 105H113V107H115V108H111L112 110H117L118 108V110H121V111H117L118 113H122L121 114V116L122 117H124V114H126V110H127V106L125 105H123V104H119L118 102H115V101H113L110 97L112 96V95H114L113 93H114V91L116 92V94H117V92H119L120 91V89H121V82H120V80H119V75H120V71H121V69L123 68V67H126L129 63H130V61H132V58H131V56L133 55H131V56H129V54L128 53H126L125 51H123L122 49L120 50V47L122 48V44L124 43L123 42V39H124V41L126 42V39L125 38H123L124 36H122V35H120V33H119V30L120 29H118V28H121V26H122V24H123V21H124V23L126 24L128 21V25H129V27L126 29V30H128L129 32H126V33H128V38H129V36H130V34H131V36H130V39L132 40V38H133V31H135V30H139L140 29V27L142 26L143 27V25H145L144 27H147L146 26V24L148 25L149 23H151V25H148L149 26V28H150V30L152 29V28H154L155 27V25L157 26V23H156V20L157 19H159L160 18V15L158 14V15H153L152 16V18L150 19V21H148L147 19H145L144 21H142V23H139V22H137V24H140L138 27H134L132 24H131V22H133L132 21V18L133 17H137V16H140V14L142 13V12H144L143 11ZM220 2V3H219ZM231 2V3H230ZM263 2V3H262ZM24 3H25V5H24ZM105 3V4H104ZM107 3V4H106ZM116 3H118V4H116ZM130 4V5H132V6H130V8H129V16H125L124 17V14H123V12H121V11H119V7L120 6H125V5H127V4ZM149 3V2H148ZM154 3V2H153ZM216 3H218V4H216ZM238 3V4H237ZM27 4V5H26ZM101 4V5H100ZM103 4V5H102ZM111 4H113L112 6H111ZM137 4V5H136ZM188 4V3H187ZM216 4V5H215ZM243 4V5H242ZM263 4V5H262ZM13 5V6H12ZM99 5V6H98ZM120 5V6H119ZM147 5V4H146ZM146 5H145V7H146ZM178 5H176V6H178ZM6 6V7H5ZM27 6V7H26ZM33 6V7H34ZM63 6H61L60 7V10L61 11H59L60 12V14L61 15H63V13L65 12V8H63ZM119 6V7H118ZM216 6H218L217 8H216V10H215V7ZM236 6V7H235ZM238 6V7H237ZM9 7V8H8ZM114 7H115V9H114ZM122 7V8H123ZM178 7V8H179ZM252 7V8H251ZM263 7V8H262ZM31 8V9H30ZM112 8V9H111ZM158 8V7H157ZM174 8H175V6H174ZM15 10V12H13L14 10ZM77 9V10H76ZM76 9L74 10V13L73 14H75L78 18H79V16H80V18L81 17H83V16H85L84 14H85V8L84 9H82V7H76ZM219 9H220V11H219ZM6 10V11H5ZM144 10H145V8H144ZM172 10H173V8H172ZM75 11H76V13H75ZM87 11V10H86ZM116 11V13L117 14H119V15H117L116 13H115V15H114V12ZM215 11V12H214ZM4 12V13H3ZM9 12V13H8ZM119 12V13H118ZM22 13V14H21ZM223 13V14H222ZM15 14V15H14ZM19 14V15H18ZM72 14V15H73ZM167 12H166V10H165V18L167 17ZM202 14H203V16L205 15V16H207L208 14H209V16H207V17H209V19L206 17L205 18V16H204V18H203V16H202ZM215 14V15H214ZM219 14V15H218ZM221 14V15H220ZM8 15H9V17H8ZM11 15V16H10ZM53 15L54 14H52V13H50V11L49 10H47V9H40V11H39V13H38V16H39V20H40V22H44V21H52V18H53ZM65 15H66V13H64V15H63V17H65ZM83 15V16H82ZM144 16H146L147 17V14H146V12H144V14H143ZM169 15V14H168ZM216 15H217V17H216ZM260 15V16H259ZM18 16V17H17ZM23 16V17H22ZM71 16V15H70ZM114 16H116V18L114 17ZM118 16V17H117ZM120 16V17H119ZM199 16L200 17H202L203 18V20L200 18V20L199 19H197V17L199 18ZM214 16V17H213ZM220 16V17H219ZM263 16V17H262ZM77 17H75L74 16V18H73V16H72V19H77ZM126 17H128V18H126ZM135 17V19H137ZM181 17V21L183 22L182 24L184 25L185 23H187V22H189L191 19L186 15V17H184V15H181L180 16ZM187 17L190 19H187ZM221 17H223L222 19H221ZM3 18V19H2ZM7 18V19H6ZM22 18V19H21ZM124 18V19H123ZM187 19V22H186V19ZM215 18H217V19H215ZM225 18V19H224ZM4 19H6V21L4 20ZM13 19V20H12ZM19 19V20H18ZM111 19H114V20H112V23L110 22L111 21ZM123 19V20H122ZM134 19V20H135ZM212 21H211V20ZM223 19H224V21H223ZM229 19V20H228ZM252 19V20H251ZM18 20V21H17ZM101 20V21H100ZM127 20V21H126ZM170 20H172L171 18L170 19H167V24H166V27L164 28L165 30V32H163V33H161V31H160V33L163 35V36H161V34H159V39H162V38H164V39H166V34H168V33H171V32H173L174 30H177V29H175L176 27H175V24L172 22V21H170ZM189 20V21H188ZM193 20V19H192ZM191 20V21H192ZM210 20V22H208ZM245 20V21H244ZM249 20V21H248ZM69 21V20H68ZM96 21V20H95ZM120 21H121V23H120ZM145 21L147 22V23H145ZM185 21V22H184ZM197 21V22H196ZM219 21V22H218ZM221 21V22H220ZM229 21V22H228ZM4 22V23H3ZM13 22V23H12ZM24 22H25V24H24ZM70 22V21H69ZM68 22V23H69ZM76 22V21H75ZM99 22V23H98ZM204 22H206V23H204ZM212 22V23H211ZM68 23H63V22H61V23H59L60 25H62L63 24V26L65 25V26H67L68 25ZM77 23V22H76ZM95 23V22H94ZM108 23V24H107ZM251 23V24H250ZM259 23V24H258ZM10 24H12V25H10ZM73 25L74 24V26H71V25ZM135 24V23H134ZM152 24H153V26H152ZM173 24V25H172ZM219 24V25H218ZM253 24V25H252ZM262 24V25H261ZM168 25V26H167ZM176 25H178V24H176ZM19 26V27H18ZM69 28H71L70 30L71 31H76L77 30V26L75 25V23H73V22H70L69 23ZM99 26H101L100 27V29H99ZM104 26V27H103ZM115 26V27H114ZM151 26H152V28H151ZM212 26V27H211ZM238 26H242V27H238ZM4 27V28H3ZM11 27V28H10ZM41 27V26H40ZM202 27H203V29H202ZM206 27V29H208V30H204V28ZM231 27V28H230ZM233 27H235V28H233ZM237 27V28H236ZM261 27V28H260ZM9 28V29H8ZM75 28V29H74ZM98 28V29H97ZM112 28H114V29H112ZM116 28V29H115ZM136 28V29H135ZM178 28V27H177ZM41 29V28H40ZM39 28L37 29V30H40ZM73 29V30H72ZM143 29V28H142ZM263 29V30H262ZM125 30V29H124ZM169 30V31H168ZM202 32H200V31ZM210 30V31H209ZM235 32H234V31ZM240 30V31H239ZM249 30V31H248ZM41 31V30H40ZM40 31H38V32H40ZM163 31V30H162ZM203 31H209V32H212V33H209V34H211V35H209L208 33H207V35H209V37L208 38H210V39H207L208 40V42H207V40H204L205 38H206V34H205V32H203ZM12 32V33H11ZM104 32V33H103ZM244 32V33H243ZM246 32V33H245ZM251 32V33H250ZM2 33V34H1ZM10 33V34H9ZM94 33H96V34H94ZM102 34V36H100L101 34ZM173 34V33H172ZM203 34V35H202ZM213 34V35H212ZM255 34V35H254ZM263 34V35H262ZM105 35V36H104ZM169 35V34H168ZM205 35V36H204ZM14 36V37H13ZM93 36H95V37H93ZM120 36H122V37H120ZM214 36V37H213ZM105 37V38H104ZM161 37V38H160ZM204 37V38H203ZM235 37V38H234ZM237 37V38H236ZM245 37V38H244ZM35 38H37L36 36L34 37V39ZM95 38V39H94ZM123 38V39H122ZM154 38V37H153ZM152 38V39H153ZM241 38V39H240ZM249 38V39H248ZM9 39H11L10 40V42H9ZM195 39V40H194ZM197 39V40H196ZM214 39V40H213ZM233 39V40H232ZM105 40V42L103 43V41ZM210 40H212V42L214 43V44H211V46H209L210 45ZM245 40V41H244ZM86 41V42H85ZM165 42V40H160V43H162V42ZM192 41H190V42H192ZM203 41H205V42H203ZM66 42H67V44L68 45H66ZM130 42V41H129ZM132 42V41H131ZM192 42V43H193ZM202 42V43H201ZM244 42V43H243ZM91 43V44H90ZM205 44V45H203L202 46V44ZM224 43H226L225 45H224ZM242 43H243V45H242ZM105 44V45H104ZM131 44V43H130ZM195 44V43H194ZM196 44V45H197ZM253 44V45H252ZM64 45V46H63ZM80 45V46H79ZM83 45V46H82ZM89 45H91L90 47H89ZM120 45V46H119ZM214 45V46H213ZM222 45V46H221ZM241 45V46H240ZM58 46L61 48H58ZM88 46V47H87ZM105 46H106V48H105ZM198 46V45H197ZM198 46V47H199ZM224 46V47H223ZM238 46V47H237ZM69 47H71V48H69ZM80 47H82V48H80ZM108 47H109V49H108ZM151 47V46H150ZM197 47V48H198ZM211 47V48H210ZM221 47V48H220ZM5 48H7V49H5ZM89 48V49H88ZM140 45H139V48H137V49H139L140 50ZM149 48V47H148ZM147 48V49H148ZM200 48V47H199ZM221 50H220V49ZM222 48H224V50L222 49ZM227 48V49H226ZM85 49V50H84ZM5 50V51H4ZM108 50V51H107ZM149 51H147L148 52V54L149 53H151V52H153V49L152 48H149L148 49ZM218 50V51H217ZM254 50V51H253ZM121 51V52H120ZM122 51L124 52V53H122ZM212 51L214 52V51H216V52H214V54L212 53ZM222 51V52H221ZM223 51H225V52H223ZM257 51V52H256ZM59 52V53H58ZM96 52V51H95ZM113 52V53H112ZM115 52V53H114ZM140 52H141V50H140ZM166 51H164V50H162V54H160V56H158L159 57V59H161V60H164L165 59V61L167 62V60L166 59H169V57L171 56V54H169V53H165ZM218 52H221V53H218ZM235 52V53H234ZM250 52V53H249ZM260 52H262V53H260ZM6 53V54H5ZM121 53V54H120ZM197 53V52H196ZM215 53H216V56H218V57H216V56H214L215 55ZM5 54V55H4ZM15 54H16V56H15ZM67 54V55H66ZM95 54V53H94ZM120 54V55H119ZM123 54L125 55L126 54V56L127 57H125V56H123ZM128 54V55H127ZM198 54V53H197ZM105 55V56H104ZM161 55H162V57H161ZM211 55H213V56H211ZM219 55H220V57H219ZM14 56H15V58H14ZM63 56V57H64ZM107 56V57H106ZM120 56V57H119ZM123 56V57H122ZM164 56V57H163ZM256 56V57H255ZM62 57V58H63ZM94 57L95 56H92L91 57V59H94ZM116 57V58H115ZM216 57V58H215ZM32 58V57H31ZM57 60H56V59ZM61 58V59H62ZM203 58V57H202ZM206 58V57H205ZM204 58V59H205ZM208 58V57H207ZM207 58H206V60H207ZM13 59V60H12ZM83 59V58H82ZM105 59H107V60H105ZM124 59V60H123ZM154 59V58H153ZM155 59H157V58H155ZM209 59V58H208ZM214 59V60H213ZM230 61H229V60ZM252 59V60H251ZM262 59V60H261ZM5 60V61H4ZM31 60V59H30ZM60 60V59H59ZM58 60V62H60ZM111 60V61H110ZM210 60V62H212ZM216 60V61H215ZM222 60V61H221ZM260 60V61H259ZM84 61H85V59H84ZM108 61V62H107ZM235 61V62H234ZM259 61V62H258ZM56 64H55V63ZM102 62L104 63V62H106V63H104L103 65H102ZM110 62H111V65H110ZM115 62V63H114ZM190 62V63H189ZM195 63V64H192L191 65V63ZM221 62H222V65L223 66H221ZM241 62H243V63H241ZM254 62V63H253ZM10 63H11V65H10ZM54 63V64H53ZM61 63V62H60ZM85 63V62H84ZM123 63H125V64H123ZM128 63V64H127ZM220 63V64H219ZM230 63V64H229ZM235 63H236V65H235ZM257 63V64H256ZM260 63V64H259ZM3 64H4V66H3ZM8 64H9V66H8ZM113 64H114V66H113ZM121 64V65H120ZM169 63H165L163 66H161L160 68L161 69H158V72H159V74L161 75V77H162V82L164 83V85L166 86H164V85H162V88L164 89V88H166L167 89V86H174L175 85V81L174 80H172L171 81V79H173V76L172 75H170V73L172 72V67H170V65H168ZM187 64H189V65H187ZM254 64V65H253ZM14 65V64H13ZM109 65V66H108ZM116 65V66H115ZM236 67H235V66ZM256 65V66H255ZM8 66V67H7ZM54 66V67H53ZM122 66V67H121ZM76 67V68H75ZM75 67H74V69H65V71H64V73L61 75V79H63L66 83L68 82V83H73L72 81H74L75 80V78H76V70H77V66H76V64H75ZM100 67V68H99ZM128 67V66H127ZM227 67V68H226ZM235 67V68H234ZM258 67V68H257ZM120 68V69H119ZM202 68V69H203ZM207 68L209 69V70H207ZM230 68V69H229ZM1 69H2V71H1ZM115 69V70H114ZM168 69V70H167ZM169 69H170V71H169ZM253 69V70H252ZM9 70V71H8ZM72 70H74V72L72 71ZM90 70V68L88 67L87 69H86V71L88 72ZM107 70V71H106ZM109 70H110V73H109ZM67 71V72H66ZM114 71H115V73H114ZM135 71H140L139 70V68L137 69V70H135ZM161 71V72H160ZM183 71V70H182ZM187 71H189V73H187ZM210 71V72H209ZM220 71H221V74H220ZM236 71V72H235ZM260 71V72H259ZM73 72V73H72ZM219 72V73H218ZM14 74L16 73L15 71L13 72ZM13 73L11 74L12 76H16V74L15 75H13ZM71 73V74H70ZM89 73V72H88ZM97 73V74H96ZM212 73V74H211ZM258 73V75H256ZM263 73V74H262ZM8 74H9V76H8ZM61 74V72H59L58 73V75H60ZM168 74V75H167ZM187 74V75H186ZM214 74V75H213ZM217 74V75H216ZM220 74V75H219ZM4 75H5V77L6 76H8V77H4ZM70 75V76H69ZM81 75H82V78L83 79H85L86 77H87V73L85 72V70L84 69H82L81 70ZM110 75V76H109ZM164 75H166V76H164ZM250 75V76H249ZM260 75H262L261 77H260ZM53 76V75H52ZM96 76H97V78H96ZM170 76H172L171 78H170ZM213 76H214V78H213ZM223 76H224V79H223ZM226 76V77H225ZM230 78H229V77ZM5 78V79H3V78ZM69 77H71V78H69ZM74 77V78H73ZM103 77V78H102ZM116 77V78H115ZM165 77V78H164ZM168 77V78H167ZM255 77V78H254ZM259 77V78H258ZM45 78H47V75H45L44 74V79ZM67 78V79H66ZM105 78L107 79V80H105ZM108 78H109V80H111V81H109L108 80ZM170 78V79H169ZM204 78H205V81H204ZM212 78V79H211ZM220 79V80H218V79ZM226 78V79H225ZM242 78V79H241ZM249 78V79H248ZM254 80V82H253V80ZM5 80V81H4ZM71 80V81H70ZM99 80V81H98ZM103 80H104V82H103ZM119 80V81H118ZM170 80V82H168ZM207 80V81H206ZM240 80V81H239ZM258 80V81H257ZM7 81V82H6ZM70 81V82H69ZM108 81V82H107ZM183 81L185 82V81H187L186 83H188V88H187V86H185L184 87V85H187V84H184L183 83ZM245 81V82H244ZM248 81V82H247ZM256 81H257V83H256ZM261 81V82H260ZM3 82H5V83H3ZM59 82L61 83V81L59 80ZM84 82V81H83ZM106 82V83H105ZM169 84H168V83ZM250 82V83H249ZM66 83L64 84V87H59L60 89H59V92L60 91H63V92H67V90H69V88H71V86H72V84L70 83L69 85L67 84L66 85ZM107 83H109L108 85H107ZM114 83V84H113ZM235 83H236V85H235ZM243 83V84H242ZM245 83H246V85H245ZM247 83H249V86L247 85ZM254 83H256V85L254 84ZM4 84V85H3ZM56 84H57V82H56ZM102 84V85H101ZM106 84V85H105ZM183 84V85H182ZM204 84V85H205ZM240 84H242V85H240ZM262 84H263V86H262ZM43 85H44V87H45V91H47V92H49V93H52V94H54V92H56L57 91V89H55L53 86H50L45 80L43 81ZM66 85V86H65ZM224 85H225V87H224ZM244 85H245V87L246 86H248V87H244ZM252 85V86H251ZM59 86V85H58ZM75 86V85H74ZM100 86V87H99ZM214 86V87H213ZM255 86V87H254ZM97 87V88H96ZM238 87H239V89H238ZM253 87L254 89V94H253V90L251 89V88ZM105 88V89H104ZM119 88V89H118ZM223 90H222V89ZM228 88V89H227ZM242 88H244V89H242ZM249 88V89H248ZM258 88V89H257ZM262 88V89H261ZM108 89V90H107ZM112 89V90H111ZM116 89H118L117 91H116ZM172 89H173V87H172ZM171 89V90H172ZM187 89V90H186ZM234 89H235V91H234ZM242 89V90H241ZM246 89V90H245ZM251 89V90H250ZM260 89H261V91H260ZM106 90V91H105ZM180 90V91H179ZM184 91H186V92H184ZM187 91H188V94H187ZM225 91V92H224ZM242 91H243V93H242ZM252 91V92H251ZM1 92H2V94H1ZM59 92H57V93H59ZM211 92V93H210ZM235 92H236V94H235ZM246 92V93H245ZM257 92V93H256ZM261 92V94L259 95V93ZM3 93H4V95H3ZM104 93H105V95H104ZM112 93V94H111ZM166 93V94H165ZM184 93L186 94V95H184ZM220 93V94H219ZM243 94L242 96H241V94ZM96 94V95H95ZM163 94V95H162ZM169 94V95H168ZM207 94H209V96H207ZM239 94V95H238ZM252 94V96H250ZM262 94H263V96H262ZM55 95H56V93H55ZM84 95H85V93H84ZM176 95H178V99L176 98ZM181 95V96H180ZM236 95V96H235ZM244 95H246V96H244ZM97 96L95 97V98H97ZM110 96V97H109ZM175 96V97H174ZM202 96V97H203ZM247 96H248V98H247ZM250 96V97H249ZM107 97H109V98H107ZM170 97H172V98H170ZM214 97V98H213ZM220 97V98H219ZM226 97V98H225ZM240 97V98H239ZM244 97V99L242 100V98ZM259 97V98H258ZM107 98V99H106ZM169 98V99H168ZM180 98H182V99H180ZM223 98V99H222ZM225 98V99H224ZM238 98H239V100H238ZM110 99H111V101H110ZM203 99V100H202ZM255 99H257V100H255ZM262 101H261V100ZM87 100V98L85 97V100H84V102ZM177 100H179V101H177ZM218 100V101H217ZM240 100H242V101H240ZM261 101V102H259V101ZM50 101V98H49V100H48V102ZM107 101H108V103H107ZM145 101V102H144ZM144 101H142V102H140V103H138V101L136 102V103H134V104H132L131 106H133V107H131L132 109H133V112H134V115H135V118H136V123H135V125H136V127L138 128V126H140L139 128H142L141 127V125H142V122H141V118L142 117H144V115H147V114H149L150 112H152V113H154L153 111H155L156 110V107H155V104H154V102L153 101H151V100H144ZM150 101H151V103H150ZM166 101V102H165ZM174 101V102H173ZM214 101H216V104L218 105H216L215 104V102ZM249 103H248V102ZM253 101V102H252ZM112 102V103H111ZM120 102V101H119ZM201 102H202V104H201ZM243 102V103H242ZM246 102V103H245ZM263 102V103H262ZM86 103V102H85ZM111 103V104H110ZM115 103H116V105H115ZM144 103V104H143ZM146 103H147V105H146ZM150 103V104H149ZM169 103H171V104H169ZM209 103V104H208ZM252 103V104H251ZM46 104V103H45ZM45 104L41 107V110H39L40 111V124L42 125V130L46 127H44L43 128V126L46 124L45 122H49L48 124H50V118H48V120L49 121H45V120H47V113H48V109H50V107H46L48 104H46V106H45ZM119 104V105H118ZM138 104V105H137ZM213 104H215L216 105V107L213 105ZM230 104V105H229ZM246 104V105H245ZM247 104H249V105H247ZM4 106V108L2 107V106ZM137 107H136V106ZM152 107H151V106ZM165 105V106H164ZM171 105H173L175 108L174 109H176V110H174L173 109V112H172V116H173V114L174 115H177V116H171L170 117V120H173V121H169V119L167 120V118L165 117V118H163V115H161L162 113H164V112H166V109L164 108V107H167V106H171ZM176 105V106H175ZM202 105H204L203 107H202ZM251 105H253V106H251ZM55 106V108L56 107H59V105H54ZM146 106V107H145ZM222 106V107H221ZM229 106V107H228ZM238 108H237V107ZM249 106H250V108H249ZM126 107V108H125ZM154 107H155V109H154ZM211 107H213L212 109L213 110H211ZM215 107V108H214ZM252 107V108H251ZM262 107V108H261ZM1 108H3V109H1ZM45 108H47V109H45ZM117 108V109H116ZM148 108H150V109H148ZM151 108H153V109H151ZM237 108V109H236ZM260 108V109H259ZM52 109H54V107L52 106V108H51V110ZM140 109V110H139ZM142 109V110H141ZM205 109V110H204ZM216 109V110H215ZM219 111H218V110ZM240 109H241V111H240ZM244 109V110H243ZM246 109V110H245ZM257 111H256V110ZM45 110V111H44ZM47 110V111H46ZM55 110V109H54ZM151 110V111H150ZM160 110L162 111V113L160 112ZM239 110V111H238ZM255 110V111H254ZM142 111V112H141ZM150 111V112H149ZM175 111H178L177 113L175 112ZM236 111V112H235ZM262 111V112H261ZM46 112V113H45ZM125 112V113H124ZM137 112V113H136ZM138 112H141V113H139L138 114ZM252 112V113H251ZM3 113V114H2ZM41 113H43V115L41 114ZM136 113V114H135ZM144 113V114H143ZM181 113V114H180ZM221 113V114H220ZM263 113V114H262ZM142 114V115H141ZM182 117H181V116ZM225 115V116H224ZM239 115V116H238ZM249 115V116H248ZM263 115V116H262ZM43 116V117H42ZM46 116V117H45ZM138 118H137V117ZM140 116H142V117H140ZM211 116H214L213 118L211 117ZM241 116V117H240ZM260 116H261V118H260ZM1 117H2V119H1ZM140 117V118H139ZM157 117V118H156ZM259 117V118H258ZM176 118V119H175ZM178 118V119H177ZM212 118V119H211ZM227 118V119H226ZM230 118V119H229ZM239 118H240V120H239ZM255 118V119H254ZM79 119V118H78ZM121 119V118H120ZM139 119V120H138ZM141 119V120H140ZM185 119V120H184ZM188 119H189V121H188ZM42 120H44V121H42ZM152 120H150V122L149 123H151L152 122ZM162 120V121H161ZM164 120H167L166 122L164 121ZM178 120H179V122H178ZM187 120V121H186ZM219 120V122H217ZM240 122H239V121ZM76 131H78V130H80V129H82L83 131H89L90 132V130L92 129V123L89 125L88 124V122L87 123H85V121H82L81 119H79V120H77L76 119ZM137 121H139V122H137ZM143 121V120H142ZM223 121V123H221ZM238 121V122H237ZM121 123H123L124 125H126V123H127V121H120ZM126 122V123H125ZM140 122H141V124H140ZM165 122V123H164ZM178 122V124H176ZM209 122V123H208ZM217 122V123H216ZM249 122V123H248ZM254 122V123H253ZM188 123V124H187ZM256 123V124H255ZM2 124V125H1ZM44 124V125H43ZM80 124V125H79ZM87 124V125H86ZM137 124H138V126H137ZM162 124H163V126H162ZM165 124L167 125V127L166 128H164L165 127ZM190 124V125H189ZM202 124H204V125H202ZM215 124V125H214ZM226 124V125H225ZM251 124V125H250ZM47 125V124H46ZM60 125V123L58 124V125H54L53 126V128H52V130L51 131H53L52 133L54 134L55 132H56V129L58 130V128H59V130L55 133L56 135L58 134V133H60L61 132V128H62V126H59ZM241 125V126H240ZM89 126V128H87ZM191 126V127H190ZM207 128V129H205V127ZM213 126H215V128L213 127ZM216 126H218V127H216ZM245 126V127H244ZM189 127V128H188ZM1 128H2V130H1ZM86 128V129H85ZM215 130H214V129ZM231 128V129H230ZM85 129V130H84ZM89 129V130H88ZM173 129V130H172ZM244 129V130H243ZM41 130V133L42 134H44V131L46 130H43L42 131ZM70 130H71V132H70ZM69 130V132H68V130L67 131H62L64 134H63V138L61 137V139H63L62 141H64L63 142V144H62V146L64 147V150H66V151H64L63 149H59V151H60V153H59V156H61V157H59L60 158V161H58L59 162V168L57 169V171L58 170H60V171H58V173L60 172V177H61V175L64 177V178H62V182H63V186L61 187V190H60V188L58 189V191L60 192L59 194V196H58V201H57V207H56V209L57 210H53L52 211V213H50V217L54 220V218L56 219H59V217H60V215H59V213L60 212H58V210H60V209H62L63 207H65V206H63V205H66L67 203L66 202H68L69 200H72L76 195H77V197H82L78 192H76L77 194H73V193H75V192H73V190H75V189H73L75 186H73L74 185V183H75V181H73V176H72V174H70V172H71V170L69 171L68 169V167H70V168H72L71 166H69V165H71L72 164V166H73V164L74 163H71L70 161H74V155H73V153L75 154V149H77V147L78 146H80V140H79V138H78V135L76 136L75 135V133L73 132V130L72 129H70ZM81 130V131H82ZM168 130V131H167ZM210 130V131H209ZM221 130V131H220ZM250 130V131H249ZM60 131V132H59ZM176 131V132H175ZM205 131H206V133H205ZM209 131V132H208ZM212 131V132H211ZM258 131V132H257ZM68 132V133H67ZM157 132V133H156ZM184 132V133H183ZM195 132V133H194ZM200 132H204V133H202V134H204V135H200ZM213 132H215V133H213ZM240 132V133H239ZM158 133H159V135H158ZM164 133V134H163ZM166 133V134H165ZM170 133V134H169ZM175 133V134H174ZM178 133V135L179 136H184V137H179L178 135H176ZM188 133V134H187ZM253 133V134H252ZM1 134H0V137H1ZM62 134V133H61ZM71 134V135H70ZM121 134H123V133H121ZM152 134H153V136H154V138H153V136H152ZM182 134V135H181ZM196 136H195V135ZM199 134V135H198ZM218 136H217V135ZM220 134V135H219ZM70 135V136H69ZM76 136V137H73V136ZM155 135H157V137L155 136ZM98 136H102V133L101 132H99V134H98ZM160 136V137H159ZM178 136V137H177ZM208 136V137H207ZM238 136V137H237ZM255 136V137H254ZM259 136V137H258ZM148 137V138H147ZM149 137H151L150 139H149ZM160 138V139H158V140H160V141H158V140H156L157 138ZM161 137H162V140H161ZM65 138H66V140H65ZM69 138V140H67ZM74 138V139H73ZM145 138V139H144ZM178 138H179V141H180V139H181V141L180 142H176V140H178ZM190 138V139H189ZM211 138V139H210ZM1 139V138H0ZM76 139H77V141H76ZM152 139V140H151ZM154 139V140H153ZM164 139V140H163ZM39 140V141H38ZM74 140H75V142H74ZM143 140L145 141V142H143ZM169 140V141H168ZM188 140V141H187ZM253 140V141H252ZM262 140V141H261ZM37 141L38 142H40V141H42V139L40 140V138L39 139H37ZM79 141V142H78ZM154 143H153V142ZM155 141H156V143H155ZM157 141H158V143H157ZM172 141V142H171ZM149 142V143H148ZM161 142V143H160ZM254 142V143H253ZM66 143V144H65ZM142 143H143V145H142ZM145 143V144H144ZM153 143V144H152ZM237 143V144H236ZM125 145H128V141L126 142V143H124ZM155 144V145H154ZM190 144V145H189ZM75 145V146H74ZM159 145L163 148V149H161V150H159ZM165 145V146H164ZM174 145V146H173ZM217 145V146H218ZM0 155H1V153H2V149H4V148H2L3 147V143L0 141ZM139 146H140V148H139ZM143 146V147H142ZM152 146V147H151ZM232 146V147H231ZM237 146V147H236ZM248 146H250V147H248ZM142 147V148H141ZM176 147V148H175ZM243 147V148H242ZM248 147V148H247ZM62 148V147H61ZM166 148V149H165ZM224 148H226L225 150H224ZM140 149V150H139ZM148 149V150H147ZM152 149V150H151ZM156 149V150H155ZM172 149V150H171ZM177 149V150H176ZM228 149V150H227ZM249 149H250V151H249ZM71 150V151H70ZM139 150V151H138ZM154 150H155V152H154ZM166 151V152H164V151ZM169 150V151H168ZM173 150H175L174 152H173ZM64 151V152H63ZM118 152H119V150H117ZM117 151L114 153L115 155H117L118 153H117ZM121 152H119L120 154H122L123 155V152H122V150H120ZM140 151H141V153H140ZM249 151V152H248ZM159 152V153H158ZM169 152V155L171 154V152H172V155L173 156H171V157H173V158H171V157H169V155L167 154ZM186 152V153H185ZM223 152H224V154H225V156L223 155ZM188 153V154H187ZM251 153V154H250ZM61 154V155H60ZM70 154V155H69ZM150 154V155H149ZM157 154H158V156L160 157V156H162L163 154H165V155H163V157H165V159L163 158V160L160 162H158V164L156 163L155 164V160H157V159H159L158 158V156H157ZM166 154H167V156H166ZM187 154V155H186ZM121 155V156H122ZM152 155L153 156H155L156 155V157H154V158H152ZM228 155V156H227ZM6 157H4V161L5 162H7V165L9 164V163H11L12 161H11V159H10V157H9V159L7 158V154L5 155ZM68 156H70V157H68ZM145 156H147V157H145ZM151 156V157H150ZM177 156V157H176ZM179 156V157H178ZM186 156V157H185ZM250 156V157H249ZM37 157V156H36ZM65 157V158H64ZM181 157V158H180ZM218 157V155H212V158H217ZM64 158V159H63ZM68 158V163H65L64 161L66 160ZM157 158V159H156ZM224 158V159H223ZM62 159V160H61ZM150 159H151V161H150ZM184 159V160H183ZM165 160V161H164ZM174 162H173V161ZM180 162H179V161ZM242 162H241V161ZM246 160V161H245ZM248 160V161H247ZM63 161V162H62ZM150 161V162H149ZM66 162H67V160H66ZM233 162V163H232ZM62 163V164H61ZM69 163H71V164H69ZM153 163V164H152ZM162 163V164H161ZM2 164H4V163H0V175H2V176H0V178L2 179V182H3V174H2V172L1 171H3V169H4V167H6V165L4 164V166L2 165ZM66 164H68V166L66 165ZM9 165H11V164H9ZM61 165V166H60ZM151 165V166H150ZM158 165V166H157ZM160 165V166H159ZM163 165V166H162ZM66 166V167H65ZM149 166V167H148ZM147 167V168H146ZM163 167V168H162ZM62 169V171H61V169ZM108 168H109V170H108ZM11 169H12V167H11ZM114 168L111 166V169H110V167H107V169L105 168L104 170L105 171H103V170H101V171H99V173H98V175L100 176V177H102L101 179H104V180H109L110 178L111 179H115L116 177H118L117 175H116V173L115 172H113V171H115V169L113 170ZM109 172H108V171ZM113 170V171H112ZM121 170V169H120ZM66 171H68V172H66ZM109 173V175L107 176V172ZM64 172V175H65V172L67 173V175H66V178H65V176L62 174ZM145 173H144V175L142 174V175H140L139 174V176L138 175H135V173L133 174V175H131V177H128L127 179H129L128 181H126L127 179H125V177L124 178H122V179H124V181L122 180V179H120V181L122 180V182L125 184V185H127V184H130L129 186H131L132 185V187H135V184H137L136 186H138L139 185V182H141V184H148L149 182L148 181H150V183L147 185V188L145 189L146 191H145V196H143L142 195V193L141 192H139L140 194L139 195H136V198L137 197H139L140 198V196L142 195V197H145V198H140V199H143V200H140L139 198H137V200L135 201V203H134V205L138 202V204L140 205V203H142L141 205H143V203L145 202V201H149V204H150V202L152 203L150 206L152 207V209H153V212L155 213L154 215H155V217L157 216V219L155 218V219H151V218H154L153 216L154 215H144L143 217H144V219H143V217H141L142 219H139L138 221H140L139 222V227H141V223H143L142 224V227L145 225V226H149L150 227V225H151V227H153V225H154V227L156 228V230H154L152 233H151V236H150V238H149V240H148V243L146 242V244L148 245H146L145 243L143 244L142 243V241L144 242V241H146V240H144V239H146L147 237H145L142 233L140 234L139 233V231H137V226H136V228L135 229H133V227L130 229V231H131V234H133V233H135V231H136V235L135 234H133L132 235V239L131 240H129V241H131V243L132 244H134V245H136V247H135V249H134V251H137L136 252V255H139V258L141 259L142 258V256L143 255H145L146 253H152V251H153V248H154V246L157 244V242L160 240V232L162 231V229H164V224H165V221H166V218L169 216V215H167V214H169V213H171V211H170V209H166V211L164 210V204L162 203L163 201H161L163 198H162V196H161V189H160V180L157 182V183H155V184H152L151 183V179L149 180V178L151 177L150 176V174H149V171L148 172H146V171H144ZM191 172H193V173H191ZM219 172V173H218ZM257 172H258V174H257ZM70 175H69V174ZM101 173V174H100ZM147 173V174H146ZM191 173V174H190ZM103 174H104V177H103ZM112 176H111V175ZM17 177H16V176ZM31 175V173L28 171V174H26V177H24V178H20L19 177V175L18 174H16V172H14V174H13V177L12 178H10V180H7L6 179V181H8L7 183H5V181H4V183H2L3 184V188H2V191L5 189V187H8V188H6L5 190H4V192H6V193H4V194H6V196L4 195V197H6V200L8 201V205L9 206H7V210H5V207L3 208L4 210H5V213H4V215L3 216H1V221H0V224H2V225H0V260H1V262H0V264H12V260H13V255H14V253L16 254V252L18 253L19 251H23V250H26V252H32L33 250H30V249H33V248H35V244L33 245H31V244H27V242H22V243H19L18 241V237H16L15 238V236L16 235H18L17 233H18V231H19V229L20 228H23V230H24V228H31V226H32V229H33V227H35L36 226V224H35V226H34V223H33V220H31V218H30V216H29V214H28V210H26V206H25V201H26V199H28L27 197H32L31 195L32 194H34L35 195V193H34V191H33V193H32V191H31V194H30V189H29V180H30V177L29 176ZM116 175V176H115ZM119 175V174H118ZM148 177H147V176ZM68 176H70V178L68 177ZM110 176V177H109ZM133 176V177H132ZM141 176V177H140ZM146 176V177H145ZM173 176H175L174 178H173ZM216 176V177H215ZM263 176V177H262ZM105 177H106V179H105ZM113 177V178H112ZM135 177H138V178H135ZM218 177V178H217ZM240 177V178H239ZM257 177V178H256ZM5 178V177H4ZM14 178V179H13ZM142 178V181H140L139 179H141ZM145 178H146V180H145ZM240 180H239V179ZM255 178H256V181H255ZM11 179H12V181H11ZM22 179V180H21ZM28 180V182H26L27 180ZM132 179H135V180H133L132 181ZM136 179H137V181H136ZM243 179V180H242ZM254 179V180H253ZM15 180H17V182L15 181ZM69 181V183H68V181ZM212 180V181H211ZM249 180V181H248ZM10 181V182H9ZM22 181V182H21ZM65 181V182H64ZM171 181V180H170ZM246 181V182H245ZM17 184H16V183ZM20 182V183H19ZM26 182V183H25ZM73 182V183H72ZM126 182H128V183H126ZM130 182H132V183H130ZM134 182H138V183H134ZM252 182H254V184L252 183ZM20 185H19V184ZM133 183H134V186H133ZM159 183V185H157ZM258 183V184H257ZM5 184V185H4ZM6 184H7V186H6ZM9 184L11 185V184H13V187H12V185L10 186V189H12V190H10L9 189ZM24 186H23V185ZM64 184H65V186H64ZM71 184V185H70ZM73 184V185H72ZM260 184H261V186H260ZM17 185V186H16ZM150 185V186H149ZM155 185H156V188L157 187H159L158 189H159V191H157V189L155 188ZM164 185V183L161 185V186H163ZM22 186V187H21ZM66 186H68V187H66ZM70 186V187H69ZM252 186V187H251ZM254 186H255V188H254ZM16 187V188H15ZM64 187V188H63ZM149 187L151 188H155L154 190L151 188V190L149 189ZM19 188V189H18ZM184 188H185V186H184ZM247 188V189H246ZM252 188H253V190H255V192L252 190ZM257 188V189H256ZM18 189V190H17ZM118 189H120V188H118ZM118 189H116V190H118ZM134 189V191L136 192V187L135 188H133ZM133 189L132 188H128L127 190L126 189H124V190H122V192H125V194H128V193H130L131 194V192L133 191ZM147 189H149L148 191H147ZM252 191H251V190ZM126 190V191H125ZM132 190V191H131ZM248 190V191H247ZM131 191V192H130ZM133 191V193H135ZM152 191L154 192V194L152 193ZM247 193H246V192ZM63 192V193H62ZM67 192V193H66ZM73 192V193H72ZM83 193V191H80V193ZM149 192V193H148ZM156 192V193H155ZM184 192H185V189H183V188H180L178 191H177V193H176V195H175V198L171 201V205L172 206H179V208L180 207H182L183 206V203L181 202V199H182V197H183V195H184ZM121 193V190H119L118 191V193H117V197H118V194H120ZM132 193V195H134L135 196V194H133ZM146 193H147V195H146ZM157 193H158V195H157ZM246 193V194H245ZM40 194V195H39ZM39 194H37V195H33V197H36L35 199H38L37 201H41L44 197H43V195L41 194V193H39ZM136 194H138L137 192H136ZM149 194V195H148ZM155 195V196H153V195ZM244 196H243V195ZM42 195V199H40L41 196ZM62 195V196H61ZM151 195V197L153 198V197H155L154 199L156 200V199H158L159 198V195L161 196L160 197V199H158L159 201H160V205L158 204V208H157V204L154 206L153 204H155L156 202H159L158 200L157 201H155V200H153L151 197H149ZM252 195V196H251ZM9 198H8V197ZM27 196V197H26ZM147 196V197H146ZM241 196H242V198H241ZM38 197V198H37ZM59 198H62V202H60V203H58L60 200H59ZM71 198V199H70ZM148 198H150V200H148ZM223 198V199H222ZM228 198V199H227ZM34 199V200H35ZM79 199V198H78ZM145 199V200H144ZM114 200H116V197H114L113 198V202H114V204L113 205H116L117 204V200L116 201H114ZM80 201H82V200H80ZM79 201V206L77 207V208H80V209H75V210H77V213H79L80 212V215L81 214H85L86 215V213L87 212H89V210L91 211V212H89V213H91V216H93V214H94V212L96 213V215H97V217H95V218H97L96 220H98V218H99V220L102 218H100V217H98V212H97V210H96V208H95V210L96 211H94L93 210V207L91 208V207H89V204L88 203H85L84 204V202L82 201V202H80ZM140 201V202H139ZM144 201V202H143ZM20 202V203H19ZM115 202H116V204H115ZM155 202V203H154ZM234 202V203H233ZM65 203V204H64ZM85 205H83V204ZM146 203V202H145ZM59 204H60V206L62 207H60V208H58L59 207ZM87 204V205H86ZM138 204H136L137 206H134V208H135V211H137L136 209H139V207H138ZM163 204V205H162ZM11 205V206H10ZM82 207H81V206ZM140 205V207H142ZM162 205V206H161ZM22 206V207H21ZM88 206V207H87ZM11 207V208H10ZM86 207V208H85ZM138 207V208H137ZM162 207H163V209H162ZM236 207V208H235ZM239 207V208H238ZM83 208H84V210H83ZM92 210H91V209ZM126 208V207H125ZM155 208V209H154ZM159 208H161V210L159 209ZM238 208V209H237ZM156 209H157V211H156ZM237 209V210H236ZM80 210V211H79ZM125 210V212H124V214L125 215H123V214H120V215H117L116 213L114 214V216H115V218L116 217H118V218H120L119 220H116V219H118V218H116L115 220H116V222L117 221H120V223L121 224H119V222H118V224L119 225H117V227L118 226H120V225H122L123 223L121 222L122 220L124 221V218H125V216L127 215L126 213V211H127V209H124ZM155 210V211H154ZM159 210V211H158ZM238 210H240L241 212H239ZM262 210H263V212H262ZM94 211V212H93ZM133 211V210H132ZM139 211V210H138ZM138 211H137V213H138ZM161 211V212H160ZM169 211V212H168ZM83 212H85V213H83ZM156 212L158 213V215L156 214ZM237 212V213H236ZM238 212H239V214H238ZM259 212V213H258ZM262 212V213H261ZM0 213H1V211H0ZM2 213H3V211H2ZM1 213V214H2ZM16 213V214H15ZM18 213H21L20 214V216H21V220L19 221L18 219H20V217L17 219L16 218V216H13L14 214L15 215H18ZM55 215H54V214ZM93 213V214H92ZM166 213V214H165ZM246 213H247V219H246V217H245V215H246ZM248 213H250V215L248 214ZM57 214V215H56ZM210 214V215H209ZM233 214V215H232ZM260 214H262V218L261 217H258L257 215H259L260 216ZM87 215H88V213H87ZM95 214H94V216H96ZM10 216H11V218H10ZM53 216V217H52ZM59 216V217H58ZM90 216V214H89V217H91ZM100 216V215H99ZM167 216V217H166ZM229 216V217H228ZM237 216H239V217H237ZM244 216V217H243ZM257 216V217H256ZM124 217V218H123ZM146 217V218H145ZM147 217H148V219H147ZM150 217V218H149ZM159 217V218H158ZM160 217H162V218H160ZM165 217V218H164ZM245 219V220H240V219H243V218ZM256 217V218H255ZM5 218H6V220H5ZM30 218V219H29ZM251 218H254V219H251ZM4 219V220H3ZM17 221H16V220ZM122 219V220H121ZM147 219V221H145ZM165 219V220H164ZM260 220V222H258L259 220ZM14 220H15V223H14ZM144 220V221H143ZM155 220H157V222L155 221ZM237 220H238V222H237ZM254 220V221H253ZM257 220V221H256ZM262 220V221H261ZM9 221H10V223H9ZM30 221V222H29ZM153 221H155V223L153 222ZM253 223H252V222ZM17 222V223H16ZM21 222V223H20ZM235 222V223H234ZM237 222V223H236ZM255 222V223H254ZM257 222V223H256ZM10 224H12V226L10 225ZM15 224H17V225H15ZM33 224V225H32ZM74 223H72L71 225H73ZM117 224V223H116ZM153 224V225H152ZM236 225V226H235ZM238 225H240L239 227H238ZM4 226V227H3ZM27 226V227H26ZM18 227V228H17ZM116 226H114L112 229H110V231L112 232L111 234H113L114 233V230H115V228H117ZM234 227H236V229L234 228ZM240 228L239 230H238V228ZM16 228H17V230H16ZM73 228H74V225H73ZM235 229V231H234V229ZM10 230V232H9V230ZM161 230V231H160ZM15 232V233H14ZM12 233H13V235H12ZM15 234V235H14ZM109 234H110V232H109ZM237 234V235H236ZM247 234V235H246ZM76 235H78L76 238H77V244H78V241H79V243L80 244H78V247L80 246H82L83 245V248H82V250L84 249V244L79 240V238H80V233L79 232H77V234ZM113 235H115V233L113 234ZM111 236V237H109V239L111 238H114V236ZM116 235L118 236V233H116ZM142 235V236H141ZM241 235V236H240ZM11 236L12 237H14V239H16V241L14 240H10L11 239ZM134 236H136V237H134ZM243 236H247L246 238H244ZM10 237V238H9ZM140 237V238H139ZM240 237H243V239H241ZM3 238V239H2ZM9 238V240L11 241V243H12V246H10L9 245V240L7 241V244H6V246L5 245H2V244H4L5 243V241L7 240ZM82 238V240H84V238L83 237H81ZM135 238V239H134ZM141 239V240H139V239ZM176 238H180L181 239V244L179 245V246H177L176 248L173 246V241L176 239ZM238 238H240V239H238ZM13 239V238H12ZM108 238H106L105 240H107ZM110 239V240H111ZM104 240V241H105ZM110 240H108V241H110ZM120 240H122V239H120ZM241 240V241H240ZM2 241H4V243L2 242ZM108 241L107 242H105L106 244L108 243ZM43 242L46 244L48 241L47 240H43ZM126 242V241H125ZM128 242V241H127ZM138 244H137V243ZM139 242H140V246H139ZM240 242V243H239ZM244 242V243H243ZM10 243V244H11ZM129 243V242H128ZM142 243V244H141ZM82 244V245H81ZM220 244H221V246H222V248H221V246H220ZM224 244V245H223ZM7 245H9L8 247L10 248V249H7V250H9V251H7L6 252V248H8L7 247ZM31 247H30V246ZM146 245V246H145ZM5 248V250H3L4 248ZM141 246H143V247H141ZM227 247V248H225V247ZM12 247V248H11ZM79 247V248H80ZM140 247V248H139ZM18 248V249H17ZM28 248V249H27ZM220 248V250H218ZM12 249H16V250H12ZM137 249V250H136ZM228 249V250H227ZM261 249V250H260ZM12 250V251H11ZM81 250V249H80ZM77 251V255L80 257V255L81 256H84L85 254L83 253L84 252V250L83 251ZM139 250V251H138ZM178 250V251H177ZM5 251V252H4ZM109 251H111V250H109ZM222 253H221V252ZM225 251L229 254L230 253V260H229V256H228V254L226 255V253H225ZM263 251V253H262V256H261V253L260 252H262ZM33 252H35V251H33ZM31 253V256L33 255V257L35 258V257H38V259L39 258H41V255H38L37 253L35 254V253ZM82 252V253H81ZM141 252V253H140ZM178 252V253H177ZM180 252V253H179ZM219 252H220V254H222V256L224 257V255H226V257H228L227 259H226V257H225V259L223 258V261H221L222 260V257H221V255H218L219 254ZM223 252H224V254H223ZM6 254H8V255H6ZM84 254V255H83ZM108 254H109V252H108ZM177 254V255H176ZM259 254V255H258ZM140 255H141V257H140ZM11 256V257H10ZM109 256H112V257H114V254L113 255H111V252H110V255ZM122 256H124V254L123 255H121V257H120V259H123L124 257H127V256H124V257H122ZM259 256V257H258ZM5 257H7V258H5ZM44 257V256H43ZM42 257V258H43ZM47 257V256H46ZM174 257V258H173ZM217 257V258H216ZM41 258V259H42ZM144 258V257H143ZM158 257H153V259H152V261L153 262H149L148 261V263L149 264H154V262L155 263H157L156 262V259H157ZM260 259V261H258L259 259ZM217 259H219L220 260V262H218L217 261ZM258 259V260H257ZM138 261H139V259H137ZM144 259H142L141 261H139V262H137V263H135V264H138V263H140V264H147L146 263V261H143ZM213 260V261H212ZM215 260H216V262H215ZM224 260H225V262H224ZM143 261V262H142ZM212 261V262H211ZM3 262V263H2ZM6 262V263H5ZM8 262V263H7ZM14 262V261H13ZM229 262V263H228ZM233 263H231V264H233ZM261 263H263V262H261ZM14 264V263H13Z\"/></svg>",
	"mask_w": 264,
	"mask_h": 264
}]
</instances>
